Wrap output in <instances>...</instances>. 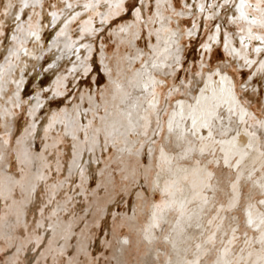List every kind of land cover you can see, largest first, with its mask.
<instances>
[{
  "label": "rangeland",
  "instance_id": "rangeland-1",
  "mask_svg": "<svg viewBox=\"0 0 264 264\" xmlns=\"http://www.w3.org/2000/svg\"><path fill=\"white\" fill-rule=\"evenodd\" d=\"M17 1L0 0V72L4 65L19 66L23 59L22 66L26 60L13 53L16 45L10 42L16 26L7 10L17 6ZM109 1L42 0L40 7L31 6L20 15L23 28H38V38L25 44L37 55L28 69L15 70L13 83L6 85V98L1 100L0 264H168L170 260L182 264L195 260V245L207 244L211 226L217 224L209 225L213 213L203 218V229L194 228L180 254L167 242L169 224L157 231L159 240L154 245L143 236L151 210L163 202L154 182L165 134L155 139L150 159L145 140L131 148L117 130L111 134L102 130L110 115L106 99L127 72L136 74L154 57L161 39L175 40L178 48L177 65L172 67L175 74L158 75L161 83L153 88L162 107L167 100L173 104L181 97L185 83L203 80L207 73L216 78L220 71L232 77L240 101L264 119V48L257 51L264 45L260 42V38L264 40L260 25L264 23V0H123L101 22L103 5ZM243 1L247 12L237 19L233 14ZM84 4L91 7L78 14ZM68 6L75 17L60 32ZM255 20L257 24H253ZM85 23L91 29L82 36L79 29ZM249 31L251 43H241ZM81 36L89 56L77 62L66 39L75 43ZM213 36L216 41H211ZM209 42L211 47L206 48ZM66 45L68 49H64ZM165 107L164 112L158 109L164 127L171 105ZM61 115L60 127L48 129L50 119ZM71 115L76 116L74 125L66 121ZM97 129L103 132L98 134L94 153L79 161L77 152L89 138L83 131ZM250 190V185L244 186L237 208L225 210L226 237L233 235L232 252L238 245L239 249L249 246L247 239L243 241L244 212L262 200L260 194L250 197ZM220 202L226 207V195ZM196 207L197 203L191 205ZM246 236L250 242V233ZM216 249L209 248L201 263L214 264Z\"/></svg>",
  "mask_w": 264,
  "mask_h": 264
},
{
  "label": "bare ground",
  "instance_id": "bare-ground-1",
  "mask_svg": "<svg viewBox=\"0 0 264 264\" xmlns=\"http://www.w3.org/2000/svg\"><path fill=\"white\" fill-rule=\"evenodd\" d=\"M41 1L18 0L17 6L14 8L9 6L7 10V15L13 18L16 26L10 38L12 45H16L13 53H16L19 58L25 57L27 61L24 60L22 66L20 65L23 59L18 61L19 66L14 65V67L11 63L8 68L3 66L0 72V77L5 76L0 82L1 112L3 110L1 100L6 98V85L9 82L13 83L12 75L15 70L23 68L26 70L31 64L30 60L36 61L37 54L28 51L25 44L29 40L36 39L38 28L33 25L23 28L20 24V15L26 9H31V6H39ZM122 1L105 2L100 21L102 22L105 16H109L112 9L120 6ZM92 2L101 4V0H92ZM244 5L246 3L243 1L235 10L233 17L240 19L245 16L247 9ZM90 7L89 4L81 5L78 8V14L86 13ZM70 8L71 6H68L62 21L64 29L60 32L65 31L66 24L74 20L75 16L69 13ZM257 23L256 20L253 21V24ZM260 25L264 27L263 22ZM90 29V24L85 23L80 27L79 32L83 36L84 32ZM177 35L179 34L173 36ZM82 36L76 39L75 43L70 38L66 39V44L73 49V55L76 56L77 62L82 57L89 56V50L81 42ZM216 37L213 36L211 41H216ZM251 39L252 33L249 31L240 40L241 43L249 45ZM260 42L264 44L262 38H260ZM176 44L177 42L170 40L169 37L161 39L160 47L154 48V57L147 61L148 63L136 74L127 72V76L118 83V87L114 91L111 90L113 92L106 99L105 104L110 115L103 122L102 130H105L107 134L117 130L120 138L131 148L134 144L145 140L149 145L150 159L154 157L155 139H159L163 133L165 134L164 143L159 148L158 169L154 182V190L160 192L163 202L151 210L150 221L143 236L147 242L154 245L159 240L157 231L164 230L169 224L168 234L165 235L167 242L172 246L174 253L180 254L184 243L192 239L194 228L199 226L203 229V218H208L209 214L213 213V220L209 222V225L213 221H217V224L210 225L213 232L207 240V244L198 243L195 245V247L197 246L195 260L189 263L181 260L182 264H203L201 258L211 251L209 248L215 249V247L218 255L214 264H248L249 260L250 264H264V119L258 118L240 101L232 77L219 71L216 73V78L213 77V74L207 73L203 80L196 79L193 82L185 83L181 88V97L176 98L173 104L167 100L165 106L171 105V111L164 127L163 118L158 109L164 112L166 107H162L160 97L156 92L154 95L153 88L161 83L156 78L158 75L175 74L172 67H176L178 61L177 57L175 58V54L178 52ZM67 45L64 49L69 48ZM229 45L231 44L229 43ZM210 47L211 43L209 42L206 48ZM263 48L264 45L257 51ZM241 57L239 54V58ZM247 61L251 62L252 59H247ZM74 70L75 68H73ZM7 112L9 111L7 110ZM68 114L67 116H69ZM67 116V123L74 125L76 116L74 118V114L71 115L74 119ZM62 117V115L61 117H52L46 124L47 128H59L64 118ZM96 128L98 127L96 126ZM102 130L97 129L94 133L91 132L93 130L89 133L83 131L85 136L89 135V138L86 140L87 144L82 143V149L80 148L81 150L77 152L79 161L94 153L98 134L103 132ZM77 136L79 137V135ZM147 136L149 138H146ZM27 141L26 148L29 150L32 135L27 138ZM132 170H135V167ZM246 185H250V197L260 194L262 200L248 206L244 212L246 231L243 241L247 239L245 243H249V246L246 245L239 249L238 245V250L235 248V251L232 252L233 235L229 238L226 237L225 210L237 208L243 198V188ZM225 195L228 199L226 207L224 203L220 202V198ZM194 203H197L198 207L192 209L191 205ZM58 208L59 210L63 209ZM170 218L176 219L171 220ZM247 233H250L252 237L250 242L246 236ZM124 240L130 242L128 237ZM124 249L125 246L122 245L120 252L122 253ZM175 262V260H170L168 264H175Z\"/></svg>",
  "mask_w": 264,
  "mask_h": 264
}]
</instances>
